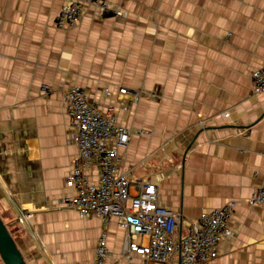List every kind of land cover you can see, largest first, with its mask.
<instances>
[{
  "label": "crops",
  "instance_id": "0c3cea01",
  "mask_svg": "<svg viewBox=\"0 0 264 264\" xmlns=\"http://www.w3.org/2000/svg\"><path fill=\"white\" fill-rule=\"evenodd\" d=\"M66 1L0 0V216L26 261L94 264L102 232L113 254L124 241L116 220L61 206L78 156L64 92L78 84L101 107L121 86L141 92L118 111L148 132L120 149L122 169L157 183L183 233L237 201L234 236L213 264H264V207L245 202L264 185V93L251 79L264 66V0H111L126 16L89 8L59 28Z\"/></svg>",
  "mask_w": 264,
  "mask_h": 264
},
{
  "label": "built area",
  "instance_id": "2783aa9c",
  "mask_svg": "<svg viewBox=\"0 0 264 264\" xmlns=\"http://www.w3.org/2000/svg\"><path fill=\"white\" fill-rule=\"evenodd\" d=\"M89 8L99 16H126L111 0H67L58 14L57 27L76 26ZM251 79L253 93H264V66L253 70ZM42 91L49 94L52 88L43 86ZM118 93L119 97L101 107L78 84L64 92V106L71 118L70 138L77 145L78 156L66 177L72 193L62 198L61 206L82 217L97 215L106 225L116 220L124 230L118 254L109 248L107 231L102 232L94 264H213L221 243L234 236L232 219L238 202L230 200L203 212L183 233L181 214L162 202L157 183L133 178L121 167L124 156L120 149L129 144L132 134L148 132L126 127L118 118L119 110L127 112L131 107L123 98L131 94L132 102L137 103L141 92L121 86ZM245 202L250 207H264V185ZM31 217L32 213L23 212L17 222L25 227Z\"/></svg>",
  "mask_w": 264,
  "mask_h": 264
},
{
  "label": "water",
  "instance_id": "95a60500",
  "mask_svg": "<svg viewBox=\"0 0 264 264\" xmlns=\"http://www.w3.org/2000/svg\"><path fill=\"white\" fill-rule=\"evenodd\" d=\"M0 258L4 264H29L1 216Z\"/></svg>",
  "mask_w": 264,
  "mask_h": 264
},
{
  "label": "trees",
  "instance_id": "16d2710c",
  "mask_svg": "<svg viewBox=\"0 0 264 264\" xmlns=\"http://www.w3.org/2000/svg\"><path fill=\"white\" fill-rule=\"evenodd\" d=\"M4 221V220H3ZM6 225H7V227H8V229L10 228V226H9V224H7V223H5ZM10 230V229H9ZM0 263L2 264V260H1V258H0Z\"/></svg>",
  "mask_w": 264,
  "mask_h": 264
}]
</instances>
